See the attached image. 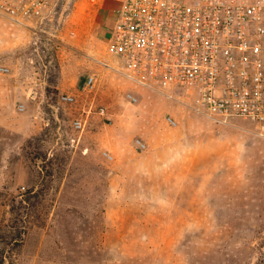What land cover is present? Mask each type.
Instances as JSON below:
<instances>
[{
    "label": "rangeland",
    "instance_id": "374dc122",
    "mask_svg": "<svg viewBox=\"0 0 264 264\" xmlns=\"http://www.w3.org/2000/svg\"><path fill=\"white\" fill-rule=\"evenodd\" d=\"M122 1L0 14V264H264V137L100 64Z\"/></svg>",
    "mask_w": 264,
    "mask_h": 264
},
{
    "label": "built area",
    "instance_id": "2783aa9c",
    "mask_svg": "<svg viewBox=\"0 0 264 264\" xmlns=\"http://www.w3.org/2000/svg\"><path fill=\"white\" fill-rule=\"evenodd\" d=\"M62 1L0 0V14L22 25L38 23ZM108 52L112 60L98 62L135 85L186 101L216 125L251 120L264 137V0H123L111 17ZM97 80L90 74L84 89L92 91ZM126 97L139 100L133 90ZM61 98L76 101L71 94ZM166 120L178 124L171 115ZM87 124L84 116L73 121L79 130ZM136 144L147 146L141 138Z\"/></svg>",
    "mask_w": 264,
    "mask_h": 264
}]
</instances>
